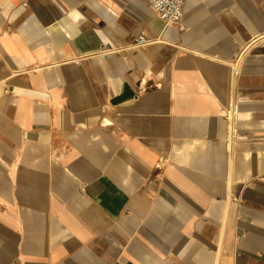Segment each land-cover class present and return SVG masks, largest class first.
<instances>
[{"label": "crops", "instance_id": "1", "mask_svg": "<svg viewBox=\"0 0 264 264\" xmlns=\"http://www.w3.org/2000/svg\"><path fill=\"white\" fill-rule=\"evenodd\" d=\"M0 264H264V0H0Z\"/></svg>", "mask_w": 264, "mask_h": 264}, {"label": "built area", "instance_id": "2", "mask_svg": "<svg viewBox=\"0 0 264 264\" xmlns=\"http://www.w3.org/2000/svg\"><path fill=\"white\" fill-rule=\"evenodd\" d=\"M157 16L166 24H179L184 17V8L187 0H148ZM149 42L142 32L136 39V45H144Z\"/></svg>", "mask_w": 264, "mask_h": 264}]
</instances>
